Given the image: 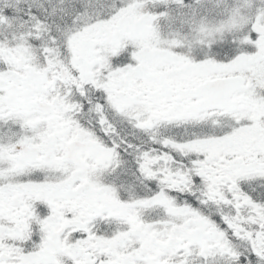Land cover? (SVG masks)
<instances>
[{
    "label": "snow or ice",
    "instance_id": "6c2138e0",
    "mask_svg": "<svg viewBox=\"0 0 264 264\" xmlns=\"http://www.w3.org/2000/svg\"><path fill=\"white\" fill-rule=\"evenodd\" d=\"M0 264H264V0H0Z\"/></svg>",
    "mask_w": 264,
    "mask_h": 264
}]
</instances>
